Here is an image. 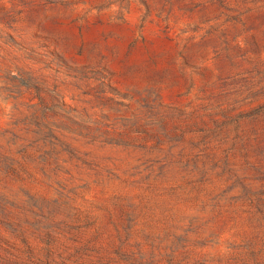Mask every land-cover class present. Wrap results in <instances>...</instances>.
<instances>
[{"label":"rangeland","instance_id":"rangeland-1","mask_svg":"<svg viewBox=\"0 0 264 264\" xmlns=\"http://www.w3.org/2000/svg\"><path fill=\"white\" fill-rule=\"evenodd\" d=\"M0 264H264V0H0Z\"/></svg>","mask_w":264,"mask_h":264}]
</instances>
